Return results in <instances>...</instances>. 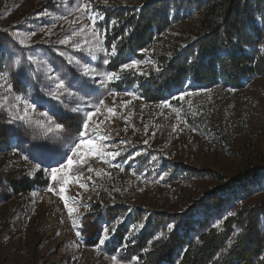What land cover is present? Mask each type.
I'll list each match as a JSON object with an SVG mask.
<instances>
[{"label":"rangeland","instance_id":"rangeland-1","mask_svg":"<svg viewBox=\"0 0 264 264\" xmlns=\"http://www.w3.org/2000/svg\"><path fill=\"white\" fill-rule=\"evenodd\" d=\"M84 4L88 0H0V71L13 85L8 91L0 80V161L18 155L27 178L41 170L49 182L15 195L0 177V264H143L126 252L125 244L110 251L117 245L116 232L135 245L146 225L153 234L150 242L168 243L173 233L183 237L201 228L219 229L242 206L256 207L264 227V165L256 176L230 180L246 169L243 158L264 155V76H246L238 89L187 81L161 102L139 104H134L135 87L115 91L113 80L96 76L104 86L94 84L96 91L85 98L92 105L104 101L87 130L93 150L85 145L57 173L58 180L51 179L50 169L64 153L73 154L79 139L83 113L70 111L78 101L67 96L63 104L51 101L63 116L41 117L46 107H39L29 109L25 120L9 122L15 112L24 115L23 102L15 97L30 100L55 92L57 77L76 91L74 77L91 81L95 73H110L103 62L109 54L98 26L103 18L99 8L139 5V0H91L87 12ZM199 17L192 10L172 23L143 59H128L126 64L136 61L129 69L155 70L154 57L186 42ZM13 34L28 36L27 46L13 40ZM259 52L264 54V39ZM84 65L92 70L88 75ZM49 121L64 127L56 131L53 123L49 131ZM61 176L68 181L62 194ZM95 205H101L99 212ZM97 229L100 240L87 245L84 231L91 240Z\"/></svg>","mask_w":264,"mask_h":264},{"label":"trees","instance_id":"trees-1","mask_svg":"<svg viewBox=\"0 0 264 264\" xmlns=\"http://www.w3.org/2000/svg\"><path fill=\"white\" fill-rule=\"evenodd\" d=\"M99 9L103 18L98 26L103 29V47L109 54L106 70L119 76L110 87L115 91L135 87L138 99L134 104L161 102L187 81L206 87L221 83L238 89L246 76H264V54L259 52L260 41L264 39L261 21L264 0H139V5ZM192 10L200 12L193 33L186 42L172 47L169 54L155 56V70L121 71V65L130 57L143 59L144 52L167 28L179 23ZM63 122L66 124V120ZM2 141L0 135V152ZM243 160L246 169L235 173L231 181L256 176L261 164L264 165L261 153L251 161ZM21 166L18 155L7 163L1 157L0 177L15 195L48 186L41 170L27 178ZM95 208L99 212L101 205ZM257 210L242 206L235 215L225 218L219 229L201 228L183 237L173 233L168 243L162 241V244L149 241L153 234L146 225L141 228L135 245L124 241V235L116 232L117 245L110 251L115 252L125 244L126 252L136 255L143 264H264V227L256 216ZM83 236L90 246L101 238L98 229L91 231V240L86 231Z\"/></svg>","mask_w":264,"mask_h":264},{"label":"snow or ice","instance_id":"snow-or-ice-1","mask_svg":"<svg viewBox=\"0 0 264 264\" xmlns=\"http://www.w3.org/2000/svg\"><path fill=\"white\" fill-rule=\"evenodd\" d=\"M91 3V0H88V4L82 5L84 12L88 11L89 4ZM261 21L264 22V17L261 18ZM31 35H35V33H31ZM28 36H24L23 34H13L12 39L17 41L22 47H26L27 45L25 44V41L28 39ZM59 43L64 44L68 43L67 40H61ZM112 55L115 54V46H113V51L111 53ZM3 55V48L0 47V57ZM89 55H92L90 52ZM93 59H95V56L93 55ZM104 64H108L109 60L104 59ZM79 63V61H77ZM136 65V61H132L131 64H123L121 65V71L127 70L130 67H134ZM85 68L84 75H88L89 71H92L91 69H88L86 65L83 66ZM51 71V69H49ZM103 75L105 77V80L107 81H112L115 79H119V76L116 72L112 73H95L91 81L88 79H79L74 77L76 80V91H71L70 88L72 87L71 82L68 84L65 83V81L62 78H55L59 79V83L56 84L57 91H48L44 94V96L37 95L35 98H32L30 100L28 99H23L21 96L17 95L15 97L16 101H22L24 105V115H20L19 112H15L11 114L10 116V121L9 122H14L16 120L23 121L28 115V110L31 109L33 111L37 110L39 107H46L45 111L40 112L41 117L47 118L49 114L51 113L52 115H60L63 116V113L60 112L59 107L57 104H52L51 101H57L61 104L65 103L63 97H72L76 101H78L75 106L71 107L70 111L75 114H80L83 113V120L82 123L77 127V131L79 133V139L75 140L71 149V152L73 153L72 155H69L67 152L63 154L61 157L60 161H57V167H53L50 169L51 171V179L53 181H57V173L61 172L63 169H65L67 166H70L73 163V160L76 159V154L78 151L85 147L87 145V149L89 152H92L93 150V145L94 141L88 140V128L91 126V121L95 115L96 112L102 111V109L99 108V105H103L104 101L100 100L98 102V105H92L89 102H86V97H90L95 91L96 88L93 87L94 84H97L100 87L104 86L105 81H97L96 76ZM0 80H4L5 83L7 84V89L8 91H12L13 85L8 82L7 80V74L3 71H0ZM131 95V93H129ZM47 97V99H45ZM15 107H18L16 105ZM111 111V109H109ZM54 123V127L56 131H60L63 129L64 125L62 123H56L54 121H49L50 127L49 131H53V128L51 125ZM118 153H109L112 157H115ZM67 159H64V158ZM27 159V157H25ZM37 168L40 167L39 164L36 165ZM89 171H92V169H89ZM90 178V177H89ZM60 180H64V178L61 176L59 178ZM68 181L64 180V183L61 184L60 187V193L62 194L65 191L64 184H67ZM55 188V184L50 187L48 190L53 191ZM61 198L63 199V196L61 195ZM65 206L67 207V202H65ZM71 211V209H70ZM171 228V226H169ZM117 257L113 256L112 260L113 262L117 261Z\"/></svg>","mask_w":264,"mask_h":264}]
</instances>
